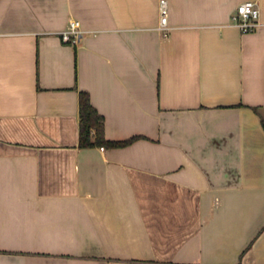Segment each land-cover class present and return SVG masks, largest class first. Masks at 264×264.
Returning <instances> with one entry per match:
<instances>
[{
	"label": "crops",
	"instance_id": "crops-1",
	"mask_svg": "<svg viewBox=\"0 0 264 264\" xmlns=\"http://www.w3.org/2000/svg\"><path fill=\"white\" fill-rule=\"evenodd\" d=\"M159 2L0 0V264H264V0Z\"/></svg>",
	"mask_w": 264,
	"mask_h": 264
},
{
	"label": "built area",
	"instance_id": "built-area-1",
	"mask_svg": "<svg viewBox=\"0 0 264 264\" xmlns=\"http://www.w3.org/2000/svg\"><path fill=\"white\" fill-rule=\"evenodd\" d=\"M160 24L159 30H161L164 37L169 36L170 27L168 25V2L167 0H160ZM260 8L254 1H245L238 5L235 12L232 15L233 24L238 27L241 32L248 33L254 31L259 25ZM84 31L81 27L79 20L71 19L67 28L61 33L62 41L71 45H78Z\"/></svg>",
	"mask_w": 264,
	"mask_h": 264
},
{
	"label": "trees",
	"instance_id": "trees-1",
	"mask_svg": "<svg viewBox=\"0 0 264 264\" xmlns=\"http://www.w3.org/2000/svg\"><path fill=\"white\" fill-rule=\"evenodd\" d=\"M133 137L128 140L114 141L105 137L104 118L92 105L88 94L81 93L80 99V146H105V147H123L136 140Z\"/></svg>",
	"mask_w": 264,
	"mask_h": 264
}]
</instances>
